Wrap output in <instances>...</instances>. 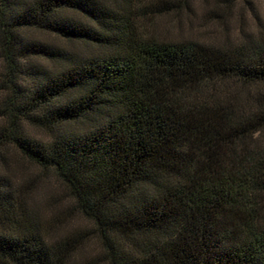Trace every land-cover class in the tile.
Wrapping results in <instances>:
<instances>
[{
	"label": "trees",
	"instance_id": "1",
	"mask_svg": "<svg viewBox=\"0 0 264 264\" xmlns=\"http://www.w3.org/2000/svg\"><path fill=\"white\" fill-rule=\"evenodd\" d=\"M189 1L0 0V156L51 171L93 226L52 240L0 173V264H72L92 237L84 264H264V39L170 41L139 23Z\"/></svg>",
	"mask_w": 264,
	"mask_h": 264
},
{
	"label": "rangeland",
	"instance_id": "2",
	"mask_svg": "<svg viewBox=\"0 0 264 264\" xmlns=\"http://www.w3.org/2000/svg\"><path fill=\"white\" fill-rule=\"evenodd\" d=\"M154 1V0H153ZM148 1L141 4L145 6ZM188 7L176 12L159 14L139 11V23L147 32L170 41H195L218 46L236 45L245 41L264 39V0H190ZM32 40L51 44L59 49L87 53L88 48L73 44L54 35L30 30ZM35 63L57 70L60 63L37 59ZM0 55V76L4 73ZM3 95H0V101ZM0 119V126L4 124ZM28 134L47 140L48 134L26 127ZM0 156V173L10 178L27 200L29 211L35 214L47 229L52 240H58L75 231H90L92 224L73 207V200L65 186L51 171L43 170L26 160L12 147ZM100 244L96 237L88 239L76 254L72 264H84L98 257ZM99 264H103L100 262Z\"/></svg>",
	"mask_w": 264,
	"mask_h": 264
}]
</instances>
